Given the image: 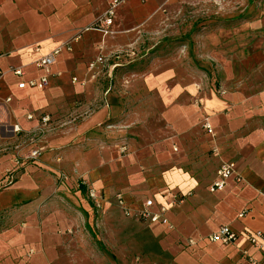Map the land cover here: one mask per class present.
Here are the masks:
<instances>
[{"label": "crops", "instance_id": "0c3cea01", "mask_svg": "<svg viewBox=\"0 0 264 264\" xmlns=\"http://www.w3.org/2000/svg\"><path fill=\"white\" fill-rule=\"evenodd\" d=\"M111 2L0 0V121L12 129L19 125L21 133L13 134L24 136L27 145L19 154L15 181L0 191V213H6L0 219V264H117L118 253L119 264L264 261V251L245 234L264 232V90L250 98L223 93L224 98L204 99L201 107L178 104L168 137L122 156L116 146L124 152V142L99 134L105 126L128 127L124 119L113 120L116 91L99 84L122 65L132 34L178 6L169 4L172 0H127L116 10L113 34L105 36L91 26ZM63 43L70 50L54 65L50 86L19 89V83L42 75L36 62ZM100 55L107 67L92 79L90 64ZM80 117L79 130L91 128V134L35 135L41 127L49 132L57 124L78 126ZM206 120L214 135L204 127ZM36 147L45 148L41 156L27 159ZM223 161L235 162L244 181L231 179L212 193ZM91 189L104 199L102 211L95 209ZM169 189L193 195L169 210V224L142 221L136 210L149 199L158 210L168 203ZM118 193L134 210L131 216L117 205ZM243 211L247 214L240 217ZM223 225L240 234L236 243L209 240Z\"/></svg>", "mask_w": 264, "mask_h": 264}, {"label": "rangeland", "instance_id": "374dc122", "mask_svg": "<svg viewBox=\"0 0 264 264\" xmlns=\"http://www.w3.org/2000/svg\"><path fill=\"white\" fill-rule=\"evenodd\" d=\"M169 4L178 9L132 34L121 53L122 65L99 84L116 91L113 120L124 119L128 126H105L99 134L124 142L126 151L116 146L122 156L168 137L173 107L178 104L201 107L204 99L224 98L223 93L250 98L264 90V0H172ZM81 119L78 126L57 124L49 132L41 127L35 135L56 139L65 133L91 134V128L79 130ZM9 124L0 121V191L15 181L14 169L22 161L19 154L27 146L26 138L14 135ZM95 209L102 211L103 205ZM5 214L1 212L0 219ZM118 254L117 264L123 262Z\"/></svg>", "mask_w": 264, "mask_h": 264}, {"label": "built area", "instance_id": "2783aa9c", "mask_svg": "<svg viewBox=\"0 0 264 264\" xmlns=\"http://www.w3.org/2000/svg\"><path fill=\"white\" fill-rule=\"evenodd\" d=\"M127 0H112L107 12L104 14L102 18L97 20L95 24L91 26V29H95L101 31L103 35H111L113 34V24L116 16V10L119 6L124 4ZM145 1V0H141ZM70 50V45L68 43H63L59 45L57 48L49 52L48 54L42 56L37 62L36 65L38 68L42 70V75L38 79H33L28 82H21L18 85L19 89H24L27 87L37 88L40 90H45L50 86V79L55 75L53 73V67L56 64L59 56L65 51ZM107 59L100 55L97 59L90 64V70L93 72L92 79H96L99 71H103L101 67L106 68ZM17 74H20V70L15 71ZM56 75H60L59 73ZM73 82H78V79L74 78ZM11 101V98L7 99V102ZM28 119H33V116H29ZM42 122L47 124L50 122V118L45 116L42 118ZM207 131L214 135V131L206 120L205 126ZM22 129L19 125L14 126L13 132L16 134L21 133ZM44 147H39L28 156L27 159L34 160L38 159L42 152L44 151ZM234 179L236 182L241 183L244 181V178L237 172V165L233 161H223L217 170L216 179L211 184L209 190L212 193L222 191L228 185V182ZM193 195L192 192H177L175 190L169 189L165 192V196L168 198V203L161 205L158 210L154 211L155 202L151 199L146 200L141 209L136 210L139 218L144 222L149 223H158L163 222L165 224H169V219L167 218V214L170 209L180 204H183L185 201L189 199ZM89 197L94 202L96 207L102 208V203L104 199L99 196V194L91 189L89 191ZM115 200L119 208L122 210L125 216H131L133 214V209L127 205V202L123 196V194L118 193L115 196ZM246 211H243L239 216L244 217L246 215ZM172 228L171 225H168ZM248 241L257 249L264 251V232L262 231H246L245 232ZM240 234L237 233L232 227L228 225L220 226L214 233L209 236V240L212 242L221 243L224 245L234 244L239 239ZM190 244H194L193 241H190ZM250 264H264V261L260 262L255 260L254 258H249Z\"/></svg>", "mask_w": 264, "mask_h": 264}]
</instances>
